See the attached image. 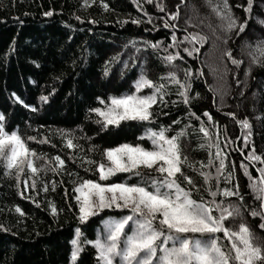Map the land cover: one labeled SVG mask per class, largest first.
Instances as JSON below:
<instances>
[{
	"label": "trees",
	"instance_id": "trees-1",
	"mask_svg": "<svg viewBox=\"0 0 264 264\" xmlns=\"http://www.w3.org/2000/svg\"><path fill=\"white\" fill-rule=\"evenodd\" d=\"M217 3L0 0V115L4 118L0 124L8 133L15 130L34 153L22 158L25 162L19 167L7 169L11 146L6 143L0 149V264H69L78 227L82 251L75 264H97L96 249L84 241L95 240L102 220L116 211L105 210L81 221L73 189L84 179L138 182L139 177L128 173L99 181V173L87 160L108 163L104 150L123 143L151 148L143 133L161 127L168 137L184 132L179 138L182 155L198 170L182 167L199 189L193 190V199H210L200 171L210 174L209 184L216 190L219 161L215 145L219 144L225 168L218 185H238L243 197L242 201L224 198L241 210L238 217L225 220V226L238 230L243 223L252 244L264 250V217L260 215L264 213L260 207L264 193H253L249 176L240 167H247L259 187L257 170L264 168V0H252L251 5L248 0H227L237 24L248 20L239 35L238 27L222 28L221 18L213 11ZM245 8L250 11L246 13ZM47 12L52 15H45ZM172 13L178 15L171 18ZM165 22L175 27L166 28ZM193 35L204 40L197 42ZM156 42L159 45L152 47ZM185 48L199 51L189 56ZM225 52L242 63L232 64ZM177 53V59L165 62L164 57ZM185 69L191 70V76H185ZM169 71H175L176 79L189 86L187 104L178 94L184 91L180 84L162 79ZM141 73L164 85L163 101L158 98L151 106L148 121L126 120L103 128L102 122L97 123L101 117L90 109L104 107L100 100L108 103L110 96L131 94ZM205 111L211 121L203 115ZM227 113H234L235 119ZM245 118L249 128L236 123ZM202 124L207 136L199 131ZM66 139L78 147L68 148ZM209 144L213 146L209 148ZM253 149L259 160L245 158ZM55 156L65 162L58 172L51 170L56 166ZM27 159L32 160L35 173L28 169ZM138 170L145 178L157 175L144 167ZM177 177L182 186L190 187L179 174ZM253 210L256 216L250 214ZM217 235L227 247L223 233Z\"/></svg>",
	"mask_w": 264,
	"mask_h": 264
},
{
	"label": "snow or ice",
	"instance_id": "snow-or-ice-1",
	"mask_svg": "<svg viewBox=\"0 0 264 264\" xmlns=\"http://www.w3.org/2000/svg\"><path fill=\"white\" fill-rule=\"evenodd\" d=\"M251 3L252 0H248V4L251 5ZM213 11L221 18V26L224 30L229 31L238 27L237 35L245 31L248 20L245 19L244 22L237 24L227 0H218V3L213 6ZM244 11L247 13L250 9L245 8ZM45 15H52V13L47 12ZM177 15L178 13H172L171 18H175ZM133 23H138V21L134 20ZM261 23L264 24V21ZM164 27H175V25L165 22ZM187 39L186 36L185 40ZM192 39L201 42L204 37L193 35ZM172 40L176 41L175 33L172 35ZM158 45L159 42H156L152 47L155 48ZM184 51L191 56L192 51L198 52L199 49L194 48L189 51L185 48ZM224 54L228 56L232 64L239 66L242 63V61L232 58L231 52ZM178 57L177 53L176 56L164 57V60L170 63ZM172 67L176 66L172 65ZM184 72L186 77L192 74L190 69H185ZM162 79L180 84L184 91L178 94L184 97V103H188L187 88L189 86L176 79L175 71H169L167 76ZM134 87L135 91L131 94L110 96L108 103L100 100V103L104 105L103 108L90 109L91 112L97 113L101 117V121H97V123L102 122V127L107 128L109 125L118 126L121 121L126 120L148 121L151 117V106L157 102L158 98L160 101L164 99V85L157 84L141 73L134 82ZM144 88L151 89V94H136ZM40 99L43 101L47 98L41 97ZM97 99L100 98L97 97ZM190 115L195 116V113H190ZM203 115L208 117L209 121L212 120L207 111ZM227 115L235 119L234 113H227ZM3 119V116L0 115V121ZM236 123L244 128L250 127L247 118L236 120ZM166 131L163 127L158 132L149 131L148 138L151 141V148L146 149L140 144L133 146L123 143L104 150L102 155L110 163H96L87 160V163L95 166V171L99 173V181H107L117 173H128L140 178L136 183H99L94 179H84L74 187L73 198L77 201L81 221L87 220L89 216L95 215L105 208H128L131 213L119 219L106 220L102 236L98 235L95 240L85 239L84 243L91 244L96 249L97 264H115V258H119L120 264H257V262L264 264V250L252 244L251 233L246 225L241 223L238 230L225 226V220L230 217H238L241 210L237 204L225 203L224 198L237 197L242 201L243 197L239 194L238 185L233 188H220L218 185L219 175L225 168L219 144L215 145L216 159L219 161V166L216 169V190H213L209 184L210 174L200 171L199 175L203 179L204 191L210 199L205 200L201 196L197 200L192 198V192L193 190L199 191V189L191 177L182 171V167L198 171L193 164L189 163L188 158L182 155L179 138L184 135V132L181 131L175 136L168 137L165 135ZM199 131L205 136L208 135L203 124ZM248 135L244 137L245 144L248 142ZM29 139H34V137H29ZM6 143L11 146L10 154L6 157L7 169H12L14 166L19 167L25 162L22 158L34 155L15 130L8 133L0 124V149ZM66 143L68 148L78 147L73 144L71 139H66ZM212 146L208 145L209 148ZM245 158L248 160L260 159L254 154V149ZM52 159L56 162V166L51 170L53 172L62 170L64 160L60 156H55ZM26 163L31 172L37 171L33 167L31 159H27ZM211 163L210 154L209 164ZM261 163H264V160H261ZM141 166L148 169L149 172L154 171L157 175H147L145 178L146 174L138 170ZM240 167L245 175L249 176V188L253 193H264V168L257 170L261 177L258 187L248 173L247 167L243 164ZM177 174L190 187L182 186ZM230 177L231 173L225 183ZM17 178L19 177L17 176ZM33 188H35V181H33ZM260 207L264 208V197H261ZM16 211L20 212V209L17 208ZM250 214L256 216L258 213L253 210ZM260 215L264 217V213H260ZM261 227L264 228V224H261ZM218 233H223L224 239L228 242L227 247L220 242ZM76 235L77 237L81 235L80 229L76 230ZM71 243L74 247L70 259L75 261L81 248L78 239H73Z\"/></svg>",
	"mask_w": 264,
	"mask_h": 264
},
{
	"label": "rangeland",
	"instance_id": "rangeland-1",
	"mask_svg": "<svg viewBox=\"0 0 264 264\" xmlns=\"http://www.w3.org/2000/svg\"><path fill=\"white\" fill-rule=\"evenodd\" d=\"M134 91H135V88H134ZM134 91H133V92H134ZM151 92H152L151 89L144 88V89H141L140 92H138V93H136V94H137V95H141V94H144V95H150ZM99 108H103V107H99ZM121 122H122V121H121ZM149 131H152V132H158V131H155V130H153V129H148V130H146V131L143 133V136L146 137V138H148ZM108 163H110V162H108ZM141 167H143V166H141ZM154 167H155V166H154ZM117 174H118V173H117ZM112 177H113V176H112ZM112 177H111V178H112ZM111 178H110V179H111ZM105 210H111V211H116V212L113 213V214L107 215V216L102 220L101 227H99L98 232H97V236H98V235H100V236L103 235V233H104V222H105L106 220H108V219H119V218H121V217H123V216L130 215V214H131V213H130V210H129L128 208L118 209V208H115V207H112V208H105V209H103V210L98 211L97 213H101V212H103V211H105ZM97 213H96V214H97ZM91 216H93V215H91ZM89 217H90V216H89ZM89 217H88V218H89ZM77 229H80V228L78 227ZM77 229H76V230H77ZM74 239H78V241H79V247L81 248V251H82V246H81V243H80V236L77 237L76 232H75V237H74ZM73 247H74V246H73V244H72V249H73ZM81 251L78 253L77 258H76L75 261H71V259H70V263H69V264H75V262L77 261V259H78L79 255H80ZM115 264H120L119 258H115Z\"/></svg>",
	"mask_w": 264,
	"mask_h": 264
}]
</instances>
